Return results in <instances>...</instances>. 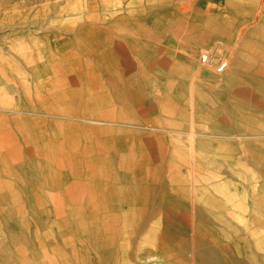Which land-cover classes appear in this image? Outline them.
<instances>
[{"label":"rangeland","instance_id":"rangeland-1","mask_svg":"<svg viewBox=\"0 0 264 264\" xmlns=\"http://www.w3.org/2000/svg\"><path fill=\"white\" fill-rule=\"evenodd\" d=\"M259 3L0 0V264H264Z\"/></svg>","mask_w":264,"mask_h":264},{"label":"bare ground","instance_id":"bare-ground-1","mask_svg":"<svg viewBox=\"0 0 264 264\" xmlns=\"http://www.w3.org/2000/svg\"><path fill=\"white\" fill-rule=\"evenodd\" d=\"M259 6H258V9H259V11H258V16H261L262 15V12H263V9H264V0H259ZM210 55L208 54V53H206L204 56H203V58H202V60L201 61H204V62H209L210 61ZM224 59V58H223ZM218 64V63H217ZM217 66V68L218 67H220V66H222V63H221V61H220V64H218V65H216Z\"/></svg>","mask_w":264,"mask_h":264}]
</instances>
